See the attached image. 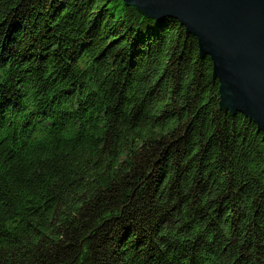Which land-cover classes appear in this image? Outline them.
I'll use <instances>...</instances> for the list:
<instances>
[{
    "label": "trees",
    "instance_id": "obj_1",
    "mask_svg": "<svg viewBox=\"0 0 264 264\" xmlns=\"http://www.w3.org/2000/svg\"><path fill=\"white\" fill-rule=\"evenodd\" d=\"M172 18L0 0V264H264V145Z\"/></svg>",
    "mask_w": 264,
    "mask_h": 264
},
{
    "label": "water",
    "instance_id": "obj_2",
    "mask_svg": "<svg viewBox=\"0 0 264 264\" xmlns=\"http://www.w3.org/2000/svg\"><path fill=\"white\" fill-rule=\"evenodd\" d=\"M147 18H172L212 63L219 106L256 125L264 145V0H123Z\"/></svg>",
    "mask_w": 264,
    "mask_h": 264
}]
</instances>
